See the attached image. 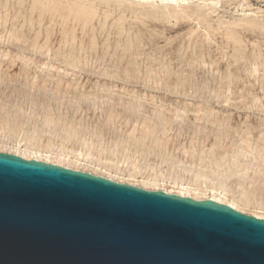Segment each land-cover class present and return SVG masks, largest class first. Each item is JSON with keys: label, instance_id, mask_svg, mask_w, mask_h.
Masks as SVG:
<instances>
[{"label": "rangeland", "instance_id": "374dc122", "mask_svg": "<svg viewBox=\"0 0 264 264\" xmlns=\"http://www.w3.org/2000/svg\"><path fill=\"white\" fill-rule=\"evenodd\" d=\"M0 151L264 218V0H0Z\"/></svg>", "mask_w": 264, "mask_h": 264}, {"label": "water", "instance_id": "95a60500", "mask_svg": "<svg viewBox=\"0 0 264 264\" xmlns=\"http://www.w3.org/2000/svg\"><path fill=\"white\" fill-rule=\"evenodd\" d=\"M0 264H264V218L0 151Z\"/></svg>", "mask_w": 264, "mask_h": 264}, {"label": "bare ground", "instance_id": "6f19581e", "mask_svg": "<svg viewBox=\"0 0 264 264\" xmlns=\"http://www.w3.org/2000/svg\"><path fill=\"white\" fill-rule=\"evenodd\" d=\"M23 157H26V156H23ZM27 158V157H26ZM167 191V190H166ZM167 192H171V191H167ZM181 195H184V196H186L187 194H181ZM188 196H191V195H188ZM191 197H193V196H191ZM193 198H195V197H193ZM211 199H213V200H215V201H219V202H222L221 200H219V199H217V198H215V197H213V198H211ZM222 203H225V202H222ZM227 204H229V205H232L233 207H235V208H237V209H239L237 206H235L234 204H231V203H227ZM240 210V209H239ZM255 216H257V217H261V216H259V215H255Z\"/></svg>", "mask_w": 264, "mask_h": 264}]
</instances>
